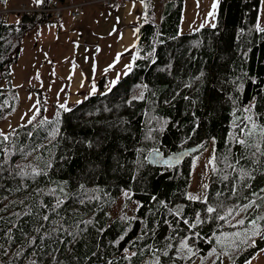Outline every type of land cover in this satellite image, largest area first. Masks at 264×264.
Segmentation results:
<instances>
[{"label":"trees","instance_id":"1","mask_svg":"<svg viewBox=\"0 0 264 264\" xmlns=\"http://www.w3.org/2000/svg\"><path fill=\"white\" fill-rule=\"evenodd\" d=\"M5 3L0 0V122L19 105L11 66L20 44L50 15L32 11L11 19ZM259 5L218 0L212 25L180 34L183 0L165 3L159 15L154 0H142L131 70L110 90L69 109L39 95L29 120L0 130V264H190L211 251L213 264H221L222 254L229 264H243L263 248L259 236L255 247L227 248L213 239L240 227L226 221L264 195ZM210 140L215 159L204 199L186 195L191 155L177 165L146 160L152 149L169 153ZM209 206L216 211L208 213ZM258 222L264 229V220Z\"/></svg>","mask_w":264,"mask_h":264},{"label":"rangeland","instance_id":"2","mask_svg":"<svg viewBox=\"0 0 264 264\" xmlns=\"http://www.w3.org/2000/svg\"><path fill=\"white\" fill-rule=\"evenodd\" d=\"M19 1L24 0H6V5H16ZM79 1V0H77ZM90 1V3H86L83 7V12L78 19H71L70 26L76 30H80L83 35V39L77 40L78 35L75 37H70L72 43H76L77 45L74 47V61L82 68V70L91 77L93 80L94 92H100L110 89L114 84L113 81H117L129 68L126 67L132 64V59L128 63V65L124 66L123 63L119 65H111L109 62L110 53L102 54L101 47H97V40L100 39L99 33H103L105 35H115V29L119 23V15L121 12V7L113 8V7H105L101 2L94 1V0H85ZM218 0H184V7H182L178 32L180 34L191 33L195 31L200 25H212L214 23V17L216 13V8L214 10V15L209 16L208 11L213 12V3L215 2L217 5ZM32 3L35 5L36 0H32ZM21 12V11H16ZM10 13H14L10 11ZM13 15V14H11ZM15 19L19 17L17 14L13 15ZM58 23L53 22L48 24L50 30H56ZM257 27L262 28L264 27V0H260L259 5V14H258V21ZM76 31V32H78ZM112 31V32H111ZM29 35V34H28ZM115 38L113 36H109L108 40L113 41ZM67 42V40H66ZM44 43L46 45V49L43 51L42 54H39L38 46L39 44ZM21 48V46H20ZM25 56L30 58L32 61H39L41 56L50 59L51 56L55 54L61 53L60 45L55 42V38L47 37L44 38L42 41H38L34 35L30 37V39L25 43ZM65 50V48H64ZM22 48L18 52V59H20ZM21 63V62H20ZM53 63V60L52 62ZM55 65V62L53 63ZM13 68V76L17 79L20 76V79L23 78L21 82L20 88H18L19 94V105L17 110L9 115L5 120L0 122V130L1 132L7 133L11 131L15 126L19 123L25 122L29 120L33 113L35 112L40 90L38 93V88L34 86H38L39 79L31 78L27 73L22 71L23 67L22 64L19 66H12ZM104 78V86L99 87L98 79ZM31 83L34 86H27ZM27 86V90L29 94L33 97L29 99L28 93L24 87ZM42 91L44 92V87H41ZM38 95V99L35 100V93ZM93 91L90 93H94ZM48 96L53 98L55 96L54 86L52 85L48 88ZM54 105L47 106L50 109H54ZM20 125V124H19ZM213 158V140H210L209 143L202 147V149L191 157V174L189 178V184L187 189V195L193 196L197 198H205L206 195V188L210 171L211 165L210 161ZM258 199V198H257ZM255 200L254 203L256 204L257 201H262L261 206L259 209L248 219L245 221L240 227L236 229H232L230 231H224L213 234V239L216 241H223L222 243L225 247L230 248L234 245L243 244L241 241L245 238V233L250 232L252 229V225L249 223L252 219L260 217L264 212V195H262L258 200ZM244 206V205H243ZM243 206L237 209L236 215L231 217L226 221V224H233L241 219L246 213L250 211L251 208H247L246 210L243 209ZM257 228H260V224L257 221ZM240 233V237L237 238L234 236V233ZM220 262L222 264H229V258L226 255H221ZM214 260V253L213 251L209 252L203 256H195L190 264H195L199 261V264H213ZM264 264V247L258 250L253 257L245 261L243 264Z\"/></svg>","mask_w":264,"mask_h":264},{"label":"crops","instance_id":"3","mask_svg":"<svg viewBox=\"0 0 264 264\" xmlns=\"http://www.w3.org/2000/svg\"><path fill=\"white\" fill-rule=\"evenodd\" d=\"M118 7H121V12L119 15L118 26L114 30L115 35H105L103 33H99L100 39L97 40L96 46L102 48V54L106 55L107 53H110L109 62H111V65H119L123 63L124 66H126L131 61V59H133V52L135 50L137 40V28L142 11V0H129L123 6H113L115 9ZM209 12L210 10L208 11V14ZM71 19L73 18L68 14L67 11H65L61 19L56 22L58 23L56 30H50L48 27V24L55 22L51 20L43 22L34 27L30 32L27 33L20 44L22 48L20 59L12 65L19 66L22 64V71L24 73L28 72L29 77L40 80V82H38V86H34L31 83H29L27 86L37 87L40 90V94L44 95L49 102L57 106L64 105L65 109L73 107L84 100L89 94L95 93H90L94 87L93 80L82 70V68L78 65L79 63L77 64L74 61V47L77 44L72 43L69 38L78 35L77 40H81L83 39V35L80 30L78 31L70 26ZM32 35H34L38 41H42L47 37L55 38V42H57L61 47V53L51 56L50 59L41 56L39 61H32L30 58L25 56L26 50L24 48L25 43L30 39V37H32ZM109 36H113L115 39L113 41H109ZM38 49L39 54H42L46 49V45L41 43L39 44ZM29 53L30 51H28L26 54ZM52 60L53 63L55 62V65L51 63ZM12 66V82L15 86L20 88L23 78L20 79V76H18L17 79L14 78ZM52 85L54 86L55 96L50 98L48 96V88H50ZM27 86L24 88L26 93L29 95V99H31L33 96L29 94ZM41 87H44V92L42 91ZM34 95L35 100H37L38 95L36 94V91ZM229 258L231 259V257Z\"/></svg>","mask_w":264,"mask_h":264},{"label":"snow or ice","instance_id":"4","mask_svg":"<svg viewBox=\"0 0 264 264\" xmlns=\"http://www.w3.org/2000/svg\"><path fill=\"white\" fill-rule=\"evenodd\" d=\"M36 3L37 4H40V3H42V0H36ZM213 12H209V16L211 17V16H213L214 15V10H215V8H216V3L214 2L213 3ZM214 26V25H213ZM126 67H128L129 68V70H131V66L130 65H128V66H126ZM116 83V81H113V84H115ZM110 90V89H109ZM92 91L94 92L95 91V88L93 87V89H92ZM60 107L61 108H63L64 107V105H60ZM38 111V110H37ZM32 119H35V116H33V118ZM249 120H251V117H249L248 118ZM29 123H31V120L29 121ZM245 127H247V126H245ZM255 129V125H253V130ZM260 131H261V133L262 134H264V127H262L261 129H260ZM252 134V131H249L248 132V135H251ZM0 135H2V134H0ZM4 139L5 140H7V136H5L4 137ZM240 144H244L245 143V141H238ZM179 157H177V159H176V163H178L179 162ZM214 157H213V160L212 161H210V163H213L214 162ZM164 163H168V161H164ZM229 167H231V165H229ZM215 170V169H214ZM225 179H227V177H225ZM205 187H207V186H205ZM255 195V194H254ZM189 199H197V197H193V196H189ZM253 203L254 202H252V203H249V204H247V205H244L243 206V209H241V210H246L247 208H251L252 206H253ZM257 207H258V205H257ZM206 211L208 212V213H213V212H215L216 211V209L215 208H213V207H207L206 208ZM232 214V210H229V212L227 213V215H231ZM226 217L225 216H220L219 217V219H221V220H224ZM44 219L45 220H47L48 219V217L47 216H45L44 217ZM258 220H264V217H257V218H255V219H252L251 221H249V223L252 225V229L250 230V232H248V233H245V238L241 241V243H248V242H250V246H252V247H255V243H256V241H255V239H254V237H257V236H259L261 239H264V229H260V228H257V221ZM200 221H199V214H197V223H199ZM185 223H188L187 221H185ZM237 223H239V224H243L244 223V221L243 220H239V221H237ZM191 227H193V228H195L196 227V224H191ZM234 236H236L237 238H239L240 237V233H234L233 234ZM181 247L182 248H188V244L186 243V242H181ZM189 251H191L190 249H189ZM166 254V253H165ZM246 264H248V262H246Z\"/></svg>","mask_w":264,"mask_h":264},{"label":"built area","instance_id":"5","mask_svg":"<svg viewBox=\"0 0 264 264\" xmlns=\"http://www.w3.org/2000/svg\"><path fill=\"white\" fill-rule=\"evenodd\" d=\"M106 5H111L114 3H118V4H124L126 0H98ZM173 0H157V5L158 8L161 9L162 6ZM85 4V2L82 1H69L67 3H63L60 5H56V6H52V7H47V8H38V11H50L52 17L56 20L60 19V17L62 16L63 12L65 11H69L70 15L73 18H79V16L81 15V10H82V6ZM22 10H29L26 9L24 6H22ZM3 12H8L11 10H2Z\"/></svg>","mask_w":264,"mask_h":264},{"label":"water","instance_id":"6","mask_svg":"<svg viewBox=\"0 0 264 264\" xmlns=\"http://www.w3.org/2000/svg\"><path fill=\"white\" fill-rule=\"evenodd\" d=\"M202 147H203L202 144H196V145L187 146L177 151H173L169 153H163L162 151L158 149H152L149 152H147L146 160L149 164L155 165V166L177 165L187 156L192 155L198 150L202 149ZM1 154L2 152L0 150V156ZM177 157L180 158L178 163L175 162ZM164 161H168V163H164Z\"/></svg>","mask_w":264,"mask_h":264},{"label":"bare ground","instance_id":"7","mask_svg":"<svg viewBox=\"0 0 264 264\" xmlns=\"http://www.w3.org/2000/svg\"><path fill=\"white\" fill-rule=\"evenodd\" d=\"M93 184H91V186H92ZM95 185H98V184H95ZM100 188V187H99ZM96 189H97V187H96ZM94 191H95V189H94ZM56 260V259H55Z\"/></svg>","mask_w":264,"mask_h":264}]
</instances>
